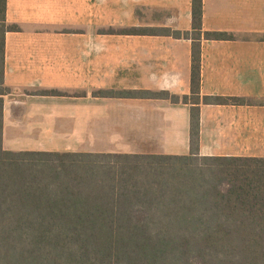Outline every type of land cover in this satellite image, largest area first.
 <instances>
[{
    "label": "crops",
    "instance_id": "0c3cea01",
    "mask_svg": "<svg viewBox=\"0 0 264 264\" xmlns=\"http://www.w3.org/2000/svg\"><path fill=\"white\" fill-rule=\"evenodd\" d=\"M5 18L3 148L54 132L84 152L189 154L191 104L150 93L191 94L192 42L163 33L191 31V0H7ZM202 30L233 38L201 39L200 97L244 102H200L197 152L264 158V0H202Z\"/></svg>",
    "mask_w": 264,
    "mask_h": 264
},
{
    "label": "trees",
    "instance_id": "16d2710c",
    "mask_svg": "<svg viewBox=\"0 0 264 264\" xmlns=\"http://www.w3.org/2000/svg\"><path fill=\"white\" fill-rule=\"evenodd\" d=\"M6 2L0 95L5 33L18 29ZM163 33L192 42L190 96L150 93L191 104L189 154L6 150L0 98V264H264V158L197 152L200 102H244L199 94L201 39L233 36L202 30V0H191V31Z\"/></svg>",
    "mask_w": 264,
    "mask_h": 264
},
{
    "label": "rangeland",
    "instance_id": "374dc122",
    "mask_svg": "<svg viewBox=\"0 0 264 264\" xmlns=\"http://www.w3.org/2000/svg\"><path fill=\"white\" fill-rule=\"evenodd\" d=\"M32 132L36 133L35 131ZM13 141L14 142L12 144L9 142L8 139L6 140L5 142L6 150L19 151L13 149H21V150L23 149V150H38V151H58V152L76 150V151L84 152L90 149V147H92L91 145L88 144H80L78 146H75L77 145L76 139H67L63 135L60 134L59 136L58 133H54V132L49 133V135L39 136V137L32 133L29 134L27 133L25 136L20 137L19 142H17V140L15 139H13ZM116 147L110 146L109 149H113ZM111 152H113V150H111ZM106 153H110V152H106Z\"/></svg>",
    "mask_w": 264,
    "mask_h": 264
}]
</instances>
